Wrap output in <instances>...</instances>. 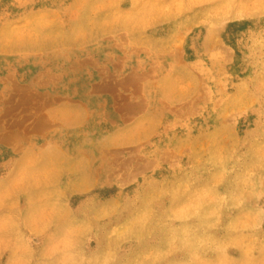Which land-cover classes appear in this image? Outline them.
Returning <instances> with one entry per match:
<instances>
[{
	"label": "rangeland",
	"instance_id": "1",
	"mask_svg": "<svg viewBox=\"0 0 264 264\" xmlns=\"http://www.w3.org/2000/svg\"><path fill=\"white\" fill-rule=\"evenodd\" d=\"M0 264H264V0H0Z\"/></svg>",
	"mask_w": 264,
	"mask_h": 264
},
{
	"label": "bare ground",
	"instance_id": "2",
	"mask_svg": "<svg viewBox=\"0 0 264 264\" xmlns=\"http://www.w3.org/2000/svg\"><path fill=\"white\" fill-rule=\"evenodd\" d=\"M137 83V82H136ZM31 130V129H30ZM136 141V140H135ZM251 194V193H250Z\"/></svg>",
	"mask_w": 264,
	"mask_h": 264
}]
</instances>
